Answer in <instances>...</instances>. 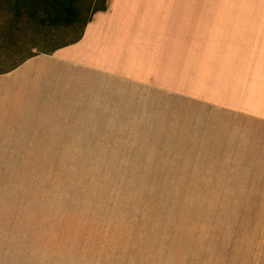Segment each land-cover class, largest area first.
Listing matches in <instances>:
<instances>
[{
	"label": "rangeland",
	"instance_id": "1",
	"mask_svg": "<svg viewBox=\"0 0 264 264\" xmlns=\"http://www.w3.org/2000/svg\"><path fill=\"white\" fill-rule=\"evenodd\" d=\"M72 1L69 25L32 18L15 35L13 0H0V70L77 40L102 1ZM107 79L82 85L91 97L74 136L1 166L32 231L33 264H264V162L240 154L244 124L200 97Z\"/></svg>",
	"mask_w": 264,
	"mask_h": 264
},
{
	"label": "crops",
	"instance_id": "2",
	"mask_svg": "<svg viewBox=\"0 0 264 264\" xmlns=\"http://www.w3.org/2000/svg\"><path fill=\"white\" fill-rule=\"evenodd\" d=\"M100 1L78 40L0 73V169L24 147L74 136L91 97L82 85L97 77L200 97L219 119L244 124L240 154L264 162V0ZM9 194L0 185V264H33L31 228Z\"/></svg>",
	"mask_w": 264,
	"mask_h": 264
},
{
	"label": "trees",
	"instance_id": "3",
	"mask_svg": "<svg viewBox=\"0 0 264 264\" xmlns=\"http://www.w3.org/2000/svg\"><path fill=\"white\" fill-rule=\"evenodd\" d=\"M10 13L9 28L12 34L15 35L21 32V25L32 18L43 25H69L77 15L72 0H13ZM31 56L33 55L24 57L17 64L11 65L5 70H0V72H7L14 69Z\"/></svg>",
	"mask_w": 264,
	"mask_h": 264
}]
</instances>
